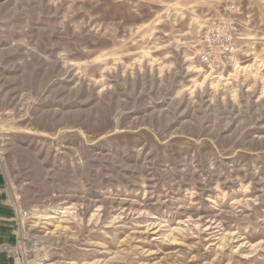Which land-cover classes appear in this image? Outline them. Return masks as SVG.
<instances>
[{
    "label": "rangeland",
    "instance_id": "obj_1",
    "mask_svg": "<svg viewBox=\"0 0 264 264\" xmlns=\"http://www.w3.org/2000/svg\"><path fill=\"white\" fill-rule=\"evenodd\" d=\"M0 165L36 264H264V0H0Z\"/></svg>",
    "mask_w": 264,
    "mask_h": 264
},
{
    "label": "crops",
    "instance_id": "obj_2",
    "mask_svg": "<svg viewBox=\"0 0 264 264\" xmlns=\"http://www.w3.org/2000/svg\"><path fill=\"white\" fill-rule=\"evenodd\" d=\"M0 165V264H36L21 249L22 232L19 206Z\"/></svg>",
    "mask_w": 264,
    "mask_h": 264
},
{
    "label": "built area",
    "instance_id": "obj_3",
    "mask_svg": "<svg viewBox=\"0 0 264 264\" xmlns=\"http://www.w3.org/2000/svg\"><path fill=\"white\" fill-rule=\"evenodd\" d=\"M229 10L234 13L233 7ZM237 20L236 17H227L226 22L209 26L202 36L203 47L198 53V60L210 70L213 71L214 68L223 66L224 62L235 63L237 61L236 56L240 53L239 30L236 28ZM24 215L25 212H21L19 216L21 221ZM0 248L5 249V245L0 246ZM28 253L30 250L23 252V255L27 256Z\"/></svg>",
    "mask_w": 264,
    "mask_h": 264
},
{
    "label": "bare ground",
    "instance_id": "obj_4",
    "mask_svg": "<svg viewBox=\"0 0 264 264\" xmlns=\"http://www.w3.org/2000/svg\"><path fill=\"white\" fill-rule=\"evenodd\" d=\"M36 245V244H35ZM42 246V245H41ZM34 247L35 246H33V250H37V249H40L39 247V244H37V248L35 247V249H34ZM22 249H23V252H26V251H29V250H31L29 247H27L24 243H22Z\"/></svg>",
    "mask_w": 264,
    "mask_h": 264
}]
</instances>
